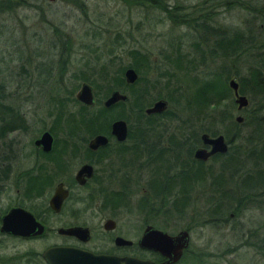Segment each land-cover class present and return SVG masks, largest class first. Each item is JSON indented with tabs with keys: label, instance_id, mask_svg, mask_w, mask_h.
I'll return each mask as SVG.
<instances>
[{
	"label": "rangeland",
	"instance_id": "obj_1",
	"mask_svg": "<svg viewBox=\"0 0 264 264\" xmlns=\"http://www.w3.org/2000/svg\"><path fill=\"white\" fill-rule=\"evenodd\" d=\"M224 1L9 0L4 3L7 6L0 7V124L6 114L12 113L18 118L15 123L19 126L11 128L21 130L17 139L23 147L27 140L44 130L55 140H62V123L81 125L87 136L103 133L115 120L125 122L131 131L129 139L134 142L136 126L146 123L190 125L195 141L201 132L224 136L228 133L225 137L228 142L229 133L238 126L234 127L235 117L240 116L245 126L236 129L240 138L235 145L240 148L239 155L246 156L249 149L243 138L257 140L258 137L256 127L250 125L253 121L250 123L249 115H264V109H259L264 101L259 96L249 95L250 100L242 95L249 106L237 110L228 83L232 80L238 86L242 80L244 90L252 88L251 73L264 75L260 62L264 59V41L248 51V48L237 49L240 54H231L227 49L233 48L235 38L247 40L254 29L256 32L264 29V17L258 13L264 8V0H239L247 3V10L239 4L226 7ZM203 17L207 19L205 25L215 29L218 38L206 36L202 27L197 26L203 23ZM165 55L181 60L172 66L164 60ZM128 68L137 76L132 85H126L123 80V72ZM219 69L225 70L222 80L230 93L219 111L209 106L200 108L194 94L201 79H210ZM82 83L92 89L95 101L92 109H82L75 100ZM114 90L123 93L127 102L103 111L102 102ZM177 91L183 93L178 98L184 105L187 102V106L178 104ZM237 93L239 95L238 89ZM160 99L167 102L162 120L147 118L143 111ZM220 111L225 117L217 121L215 113ZM70 129L73 130L67 126L64 129L67 136L73 134ZM2 136L0 132V140L10 141L12 135ZM246 164L248 167L249 163ZM127 195L133 203L129 211L123 210L127 208L126 199L120 202L119 209H110L109 213L102 211L97 217L90 210L83 211L82 219L91 227L92 237L87 244L90 249L106 250L112 246L107 240L109 236L96 228V220L106 213L115 221L113 234L136 242L142 230L145 208L138 204L139 193ZM88 202L90 198L85 204ZM245 204L236 219L237 231L230 230L231 221L224 230L205 226L189 231V250L205 255L202 257L206 259H200L202 263L264 264V258L251 248L239 246L242 241L253 240L249 232L256 233L255 227H263L264 203L259 207ZM92 206L91 201L90 208ZM184 213L190 216L189 211ZM186 225L185 219L177 220L166 231L173 235ZM258 231L263 239L264 229ZM232 246L237 247L233 254H222ZM181 264L192 263L184 260Z\"/></svg>",
	"mask_w": 264,
	"mask_h": 264
},
{
	"label": "flooded vegetation",
	"instance_id": "obj_2",
	"mask_svg": "<svg viewBox=\"0 0 264 264\" xmlns=\"http://www.w3.org/2000/svg\"><path fill=\"white\" fill-rule=\"evenodd\" d=\"M126 102L119 101L106 110ZM166 110L167 102L162 113L144 115L162 120ZM17 121L18 118L10 113L0 124L3 136L12 135L10 141L0 140V264H45L43 254L53 247L76 248L95 255L136 257L129 255L133 249L156 254L160 257L157 263H161L164 259L159 254L139 249L136 242L131 241L130 247L115 246L114 239L122 237L113 234L116 224L113 216L107 213L110 209H119L123 199V202L125 199L128 202L127 208L123 210L129 211L133 203L129 202L126 195L139 193L140 198L137 200L145 208V218L137 240L146 227L173 236L166 231L168 226H174L177 220L183 219L192 226L194 222H190V217L193 212L207 206V191L212 175L210 170L217 169L214 161L224 154L217 153L206 160L196 159L194 152L197 149L210 151V147L204 146L200 140L201 135L208 134L201 132L195 141L192 126L173 123L139 124L136 126L138 130H134L137 132L133 136L135 142L129 139L131 131L126 124L125 138L118 141L111 134V123L103 133H90L87 136L83 134L86 130L81 129V125L62 123V140H55L44 130L35 138L27 140V145L23 147L17 139L20 129L11 128L19 126L15 123ZM66 126L73 129H70L73 134H65ZM44 132L51 137L48 151L43 150L41 145H35ZM218 135L208 136L214 138ZM96 136H103L105 142L90 148L89 142ZM224 141L227 152L230 145L225 137ZM28 147L31 149L28 150ZM55 192L63 195L57 207L50 204ZM87 198H90L89 204H85ZM176 203H181V210L189 211L190 216H177ZM86 210H90L94 217L107 211L96 220V228L98 232L109 236L107 240L112 243L110 248L92 250L87 246L92 235L91 227L82 219L83 211ZM10 213L14 234L1 232L2 221ZM228 216L233 217L231 213ZM157 220L160 223H155ZM107 221L113 222L112 229H104ZM76 227L87 229V241L61 232ZM185 231L189 234L190 230Z\"/></svg>",
	"mask_w": 264,
	"mask_h": 264
},
{
	"label": "trees",
	"instance_id": "obj_3",
	"mask_svg": "<svg viewBox=\"0 0 264 264\" xmlns=\"http://www.w3.org/2000/svg\"><path fill=\"white\" fill-rule=\"evenodd\" d=\"M8 1L9 0H0V7H4L3 5L9 3ZM238 1L239 0H225L224 5L226 7L229 6L231 7L234 4L235 5L239 4V6L242 7L243 10H247V3L245 1L242 2L241 1L238 2ZM253 11L256 10H252V12ZM258 13L259 16L263 15L264 17V8L259 9ZM206 20H207L206 17H203L202 19L203 23L198 24L197 26L199 28L202 27L201 31H203L206 36L212 38L213 37L218 38L219 35L216 33V30L205 25L204 22ZM203 41H206V39L203 38ZM234 41L235 42L232 41L234 43L232 46L233 48L227 49V51L231 52V54L234 53L235 55L236 53H239L237 50L239 48H246V49L248 48L247 51L251 50V48L258 47L259 43L264 41V29H260L258 32H256V29H254L253 33L250 35V37L247 40L241 38L240 41H237V38H235ZM218 42H220V39L217 40V43ZM229 47H231L230 43H229ZM236 58L237 56H234V59ZM164 60H166L167 62L169 61L171 63L170 65L174 66V64L181 59L176 57H171V55L168 56L165 55ZM260 62L264 67V59H262V61ZM190 66H192V64H190ZM224 72L225 70L219 69V71H217L215 75L213 74V76L210 79L208 80L201 79V85L198 86L197 91L194 94L195 97L198 99L197 103L199 104L200 108L202 107L206 108L209 106L210 108L213 109L216 108L215 110L219 111V108L223 106V103L226 100L227 95L230 93V91L225 85V80H222ZM251 77H252L251 80L252 88L246 87L243 90L244 82L242 80L239 81V85H238L239 94L246 95L247 97H249V99H250L249 95L259 96L264 101V75L256 76L255 73H251ZM193 80L196 79L194 78ZM169 89L167 90L169 91ZM176 93L178 98V95L180 93L178 91ZM177 102L183 107L187 106L188 104L187 102H185L184 105L179 101V98ZM248 106L246 107V109L248 108ZM81 108L84 110H88L86 107H83L82 105ZM259 109H264V104ZM102 110L107 111L103 107ZM215 114L218 119L217 121H220L222 120V118L225 117L224 112L222 111L217 112ZM249 121L250 123L253 121V123H251L250 125L252 127L254 126L256 127V134L258 136L257 140H253L251 137L243 138L246 144H248L246 146L249 149V151L247 152L246 156L241 157L239 155L240 148H238V145H235V141L237 138H240V136L237 134L238 128L240 126H245V125L242 122L239 124L236 123V125H234V127L238 125L236 127L237 131L235 129V131H233L232 134L229 133L230 135L229 136L230 140H228V144L230 145L229 150L226 153L219 155V157L214 161L218 163L216 169L217 174L214 175L215 172L212 173L210 178V190H209L210 192L208 193L207 206L201 209L200 211L195 210L193 212L192 216L190 217L192 221L190 222H194V224H192V226L186 225L184 227V230H191L195 227L204 228L205 226L224 230L226 224L229 221H231L233 223V226H231L230 230H232V232L237 231L238 227H236L237 225L236 219L238 218L241 210L244 209V206L246 205L245 203L252 204L254 207L256 206L259 207V205L264 203V115L260 116L259 113L258 114L251 113L249 115ZM210 136H215V134L211 133ZM224 137L227 138L228 133ZM229 153L231 154L230 157H228ZM247 162L249 163L248 167L246 166ZM250 164H252L251 167ZM242 171H245L244 176L242 175ZM226 172L228 173L227 176L224 175V173ZM181 208H182L181 203L179 204L176 203L175 214H177V216L180 217L185 215V213L183 212V210H181ZM230 213L233 215V219L229 218L228 215ZM263 227L261 226L255 227V230L253 231H255L256 233L249 232L253 236V240H248L244 242L242 241L239 243V246L251 248L256 255L262 258H264V238L263 239L261 238V236L258 234L260 231L258 230L264 229ZM240 240H242V238ZM236 248H237L236 246H232L226 249L224 252H222V254H233ZM230 249L233 251H229ZM130 252H132L133 256L139 258L146 256L148 257V259H150L152 262L155 263H157L160 260V257L153 253H147L133 249H131ZM202 256L205 255H202L201 253L198 252L191 253L188 247V249L183 253L182 258L179 260L177 264H181L182 261L184 260L190 261L192 264H205V262L202 263V261L200 260V259H206Z\"/></svg>",
	"mask_w": 264,
	"mask_h": 264
},
{
	"label": "water",
	"instance_id": "obj_4",
	"mask_svg": "<svg viewBox=\"0 0 264 264\" xmlns=\"http://www.w3.org/2000/svg\"><path fill=\"white\" fill-rule=\"evenodd\" d=\"M51 1V0H50ZM124 83L126 85H132L135 83L137 76L135 72L128 68L123 74ZM229 88L233 92L234 103L237 106V110L245 108L247 106V99L238 95V86L234 81H229ZM75 100L86 108H91L94 105V98L92 94V89L86 83L80 85L79 90L75 94ZM127 97L125 95L119 94L117 91H112L109 96L104 100L102 106L105 109L110 108L115 103L121 101L125 102ZM166 109V102L164 100L155 101L151 107L146 108L144 113L149 114H159ZM243 118L240 116L235 117L236 123H241ZM111 134L116 137L118 141H122L125 138V123L121 120H115L111 123ZM201 143L204 146H209L210 151L205 152L201 149H197L194 152V157L199 160H206L208 157L226 152V144L224 137L218 135L214 138H210L208 135L203 134L200 137ZM105 142L103 136H96L89 142L90 148H95ZM51 144V137L47 132H44L36 141L35 145H41L43 150L48 151ZM63 195L55 192L52 197L50 204L51 206H59ZM11 213L8 214L2 221L1 232L14 234L15 227L11 225L10 222ZM113 222L107 221L104 224V229H112ZM62 233L78 238L80 241L88 240V231L83 228H70L66 230H61ZM114 245L120 247H130L132 242L119 237L114 239ZM136 246L144 251L154 252L159 254L164 260L161 263L152 262L149 259H139L137 257H117L113 255H95L93 253L79 250L76 248L69 247H53L48 249L43 254V260L45 264H175L177 263L183 251L189 246V234L185 230L178 231L173 236L167 235L165 232L157 230L152 227H146L139 239L136 241Z\"/></svg>",
	"mask_w": 264,
	"mask_h": 264
}]
</instances>
